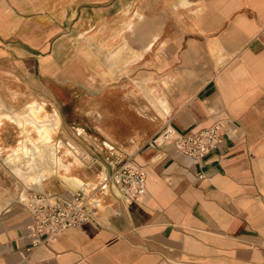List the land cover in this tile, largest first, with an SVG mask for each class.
I'll use <instances>...</instances> for the list:
<instances>
[{"label": "crops", "instance_id": "0c3cea01", "mask_svg": "<svg viewBox=\"0 0 264 264\" xmlns=\"http://www.w3.org/2000/svg\"><path fill=\"white\" fill-rule=\"evenodd\" d=\"M80 6L98 31L86 58L64 67L58 45L74 41L61 32ZM47 63L57 82L59 70L83 77L84 64L108 79L133 70L151 78L156 115L178 130L226 129L199 159L139 131L127 148L146 193L131 200L109 182L92 218L32 246V194L68 197L110 173L66 149L58 172L46 169L36 145L23 187L0 192V264H264V0H0V74L36 78Z\"/></svg>", "mask_w": 264, "mask_h": 264}, {"label": "rangeland", "instance_id": "374dc122", "mask_svg": "<svg viewBox=\"0 0 264 264\" xmlns=\"http://www.w3.org/2000/svg\"><path fill=\"white\" fill-rule=\"evenodd\" d=\"M87 13L81 6L79 12L76 10L68 13V21L61 33L66 38H73L74 45L66 41L62 46L58 45V59L64 67L74 59L86 58V37L98 31L92 28L93 24L90 25ZM57 15L59 14L48 13L52 18ZM100 54L101 58L102 53ZM94 69L87 70L84 64L85 75L72 79L61 75L59 70L58 82L55 77L48 75L51 72L50 63H47L46 74L36 78L0 74V192H13L16 187H23L26 177L22 172L16 171V165L28 170L27 160L30 154L27 153L36 149V145L43 151V167L49 170L58 172V165L68 161L66 156H62L63 149L75 153L85 163L99 161L110 167V173L101 183L83 185L68 197L81 192L84 197L98 201L95 193L109 182L114 184L116 169L122 166L142 168L135 162L127 147L134 144L135 135L139 131H148L146 138L150 135L161 137L169 124L161 109L158 108L156 115V105L149 99L150 92L146 90L150 89L151 78H136L134 71L128 70L126 76L108 79L103 76L102 67ZM107 87L110 88L109 92L105 90ZM104 93L107 94L106 98L111 97L110 103H103L108 100H103ZM34 101L40 103L41 107L34 109L32 115L53 123L48 126V132L18 114V111L29 109ZM103 104L106 106L105 112ZM107 107L110 109L109 114ZM41 133L48 134L46 144L43 142L45 136ZM104 139L108 142H104ZM111 145L115 147L110 149ZM32 196L28 201L29 208L36 200L42 199L40 201L45 202L58 198L51 197L50 200L45 193L38 192Z\"/></svg>", "mask_w": 264, "mask_h": 264}, {"label": "built area", "instance_id": "2783aa9c", "mask_svg": "<svg viewBox=\"0 0 264 264\" xmlns=\"http://www.w3.org/2000/svg\"><path fill=\"white\" fill-rule=\"evenodd\" d=\"M225 129V120H218L207 127L190 132H182L169 122L160 136L164 140H172L186 155L199 159L219 146L223 141ZM113 180L122 194L129 199H140L146 193L147 172L143 168L122 166L114 172ZM40 200L30 204L32 219L28 223V229L32 246H37L47 239H56L58 234L89 220L96 213L99 204L97 200L84 197L81 192L53 201Z\"/></svg>", "mask_w": 264, "mask_h": 264}, {"label": "bare ground", "instance_id": "6f19581e", "mask_svg": "<svg viewBox=\"0 0 264 264\" xmlns=\"http://www.w3.org/2000/svg\"><path fill=\"white\" fill-rule=\"evenodd\" d=\"M29 107V106H28ZM40 107H41V105H40V103H38L37 101H34V102H32L31 104H30V107H29V109H24V110H22V111H18V114L19 115H21V116H23V117H25L27 120H30V121H32V122H34L35 124H37L40 128H43V129H45V130H47V132H48V128H50V127H48V126H50L51 124H53L51 121H49V120H39V119H37V118H35L33 115H35V114H33L32 115V113H33V111H34V109H40ZM48 117V116H47ZM52 119V118H51ZM57 121V120H56ZM54 126V125H53ZM31 159L32 160H35V155L34 154H32V156H31ZM29 163L30 164H32L33 162H30L29 161ZM16 168H18V169H16V171L17 172H19V173H21V172H23L24 173V171H27V170H24L21 166H19V165H16ZM29 169H31V170H34V168H33V165H29Z\"/></svg>", "mask_w": 264, "mask_h": 264}]
</instances>
